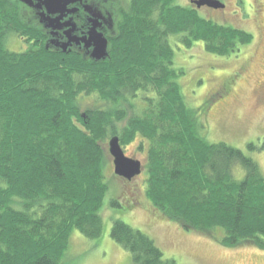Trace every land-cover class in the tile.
<instances>
[{
  "label": "trees",
  "instance_id": "trees-1",
  "mask_svg": "<svg viewBox=\"0 0 264 264\" xmlns=\"http://www.w3.org/2000/svg\"><path fill=\"white\" fill-rule=\"evenodd\" d=\"M101 1L88 0L104 10ZM199 12L178 0H130L118 10L109 56L94 61L47 48L36 12L0 0V264H63L72 230L102 235L111 190L105 144L114 135L147 150L144 190L165 216L223 245L264 249L262 169L242 149L202 135L173 39L230 55L253 37ZM14 36L28 47L12 50ZM111 204L122 207L115 197ZM110 236L134 264H178L122 218L112 219Z\"/></svg>",
  "mask_w": 264,
  "mask_h": 264
},
{
  "label": "rangeland",
  "instance_id": "rangeland-1",
  "mask_svg": "<svg viewBox=\"0 0 264 264\" xmlns=\"http://www.w3.org/2000/svg\"><path fill=\"white\" fill-rule=\"evenodd\" d=\"M178 1L191 6L189 0ZM221 1L227 5L225 9L204 8L199 13L250 32L253 40L242 44L237 53L216 55L206 50L203 41L186 46L173 38L175 62L183 70L179 80L192 113L205 125L202 135L210 142L223 141L242 149L258 162L264 174V149L248 148L250 143L257 146L264 143V0ZM129 4L130 0L101 1V7L116 17L118 10ZM9 43L12 50L28 47L17 36ZM87 102L84 106L92 105L90 100ZM139 140L124 145V150L128 156L146 163L147 150L141 151ZM105 145L111 190L101 212L104 231L92 238L72 230L63 264H134L131 253L110 236L113 218H122L146 232L160 245L165 256L176 259L178 264H264V249L252 244L226 246L213 235L186 229L182 223L169 219L148 199L143 185L145 171L133 181L117 176L108 141ZM235 173L240 179L245 170L238 165ZM112 197L122 207L112 206Z\"/></svg>",
  "mask_w": 264,
  "mask_h": 264
},
{
  "label": "water",
  "instance_id": "water-1",
  "mask_svg": "<svg viewBox=\"0 0 264 264\" xmlns=\"http://www.w3.org/2000/svg\"><path fill=\"white\" fill-rule=\"evenodd\" d=\"M35 10L39 21L48 30L49 39L46 47L63 51L73 50L90 57L94 61L106 60L109 56V39L102 30L105 16L103 11L88 0H19ZM83 4L84 11L88 14L90 26L87 30L76 22L75 13ZM198 7L207 5L212 8H224L221 0H194ZM118 135L109 139L108 150L113 157L114 171L117 176L132 180L143 173L142 161L128 156Z\"/></svg>",
  "mask_w": 264,
  "mask_h": 264
},
{
  "label": "flooded vegetation",
  "instance_id": "flooded-vegetation-1",
  "mask_svg": "<svg viewBox=\"0 0 264 264\" xmlns=\"http://www.w3.org/2000/svg\"><path fill=\"white\" fill-rule=\"evenodd\" d=\"M193 2H194V0H189L188 3H190L191 6H194L199 11L204 9V8L215 9V8L209 7L207 5H204L202 7H198ZM75 5L79 7V10L75 13V18L74 19L82 27L83 30H87L89 28V26H90V23H89V20H88V14L85 11L83 12L81 10V9L84 10V8H82L83 4L81 5V3H77ZM251 5H253V4H251ZM226 6L227 5H225L224 9L226 8ZM253 8H255V5H253ZM102 11H103L104 16H105L104 17L105 21L103 22L102 30L104 31L105 35L107 36V39L109 38V40H110V38L113 37L112 35H113V32L115 31V26L117 24L118 17L114 16L112 13L106 11L105 9L102 10Z\"/></svg>",
  "mask_w": 264,
  "mask_h": 264
}]
</instances>
